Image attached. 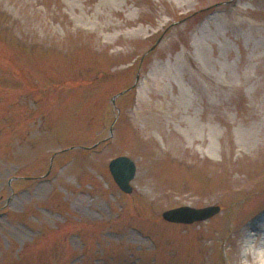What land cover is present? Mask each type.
<instances>
[{
	"label": "rangeland",
	"instance_id": "obj_1",
	"mask_svg": "<svg viewBox=\"0 0 264 264\" xmlns=\"http://www.w3.org/2000/svg\"><path fill=\"white\" fill-rule=\"evenodd\" d=\"M262 129L264 0H0V264H261Z\"/></svg>",
	"mask_w": 264,
	"mask_h": 264
},
{
	"label": "water",
	"instance_id": "obj_2",
	"mask_svg": "<svg viewBox=\"0 0 264 264\" xmlns=\"http://www.w3.org/2000/svg\"><path fill=\"white\" fill-rule=\"evenodd\" d=\"M121 94L122 93L114 96L112 102L114 103L116 98ZM112 128L113 126L109 130L108 139L113 136ZM108 170L118 189L125 194H130L132 192L131 182L136 174V165L133 160L126 156L116 157L109 162ZM219 212L220 207L217 205L206 206L203 208L181 206L164 211L161 217L168 223L191 225L193 223L206 221L217 215Z\"/></svg>",
	"mask_w": 264,
	"mask_h": 264
},
{
	"label": "bare ground",
	"instance_id": "obj_3",
	"mask_svg": "<svg viewBox=\"0 0 264 264\" xmlns=\"http://www.w3.org/2000/svg\"><path fill=\"white\" fill-rule=\"evenodd\" d=\"M102 9H104L105 11H107L108 9V6L106 4L103 5ZM73 11L77 14H80L82 13V11L76 7V5L73 7ZM140 12V10L138 9V13ZM97 17L98 19H100L101 17H105V15L103 13H97ZM79 20L80 21H86V20H91L90 18H86L85 16H83L82 14H80L79 16ZM100 21V20H99ZM131 25H134V23L127 19L125 22L121 23V22H109V23H104L103 22V25L101 26V29L103 31H108V30H117V31H123V28L126 27V26H131ZM153 82L155 83V85H159L160 84V81L157 77H154L153 79ZM154 110V109H153ZM157 111V110H156ZM158 112H162V114H165L166 117L171 120V122H174L176 119L179 118V116L181 114H184L183 113H180V111L178 109H176L175 107H170L168 108L167 110L163 109V107L158 111ZM187 114H189V112H187ZM181 124L180 125H184L183 122H180ZM156 130L161 131L162 133H165L164 129L162 128H156ZM262 134H264V129L260 130L258 133H257V137H260ZM165 135H174L176 138H179L181 139L179 133L173 131V130H170L167 134ZM252 238H254L253 235H249L247 237V242L245 244V251L248 247L251 246V243L253 242ZM254 255H255V258L256 260L261 263V264H264V251H263V248L262 246L260 245L259 247H257V249L254 251Z\"/></svg>",
	"mask_w": 264,
	"mask_h": 264
}]
</instances>
